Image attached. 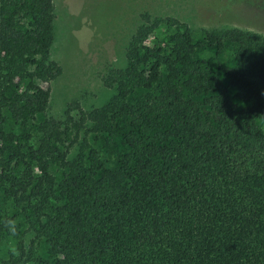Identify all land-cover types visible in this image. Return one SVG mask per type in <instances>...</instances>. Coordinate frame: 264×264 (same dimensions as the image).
<instances>
[{
  "label": "trees",
  "instance_id": "16d2710c",
  "mask_svg": "<svg viewBox=\"0 0 264 264\" xmlns=\"http://www.w3.org/2000/svg\"><path fill=\"white\" fill-rule=\"evenodd\" d=\"M52 19V0H0L1 264H264V37L144 11L110 97L36 119ZM92 133L119 138L115 163Z\"/></svg>",
  "mask_w": 264,
  "mask_h": 264
},
{
  "label": "rangeland",
  "instance_id": "374dc122",
  "mask_svg": "<svg viewBox=\"0 0 264 264\" xmlns=\"http://www.w3.org/2000/svg\"><path fill=\"white\" fill-rule=\"evenodd\" d=\"M52 4L48 57L58 64L60 73L48 83L47 106L36 119L60 118L71 100H77L85 110L103 104L113 91L103 85L101 77L108 67L124 65L125 45L144 11L175 17L190 28L235 27L264 37V0H52ZM229 93L233 91L229 89ZM232 101L237 108L244 105L236 98ZM87 140L106 165L115 163L119 138L92 133ZM49 170L56 179L60 177L53 163ZM13 224L17 230H25L22 215L14 218ZM24 237L28 240L30 235L24 233ZM8 242V237L0 234V264L7 258ZM37 246V253L45 257L46 244L40 241Z\"/></svg>",
  "mask_w": 264,
  "mask_h": 264
}]
</instances>
